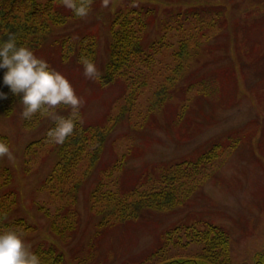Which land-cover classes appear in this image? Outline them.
<instances>
[{"label":"rangeland","instance_id":"1","mask_svg":"<svg viewBox=\"0 0 264 264\" xmlns=\"http://www.w3.org/2000/svg\"><path fill=\"white\" fill-rule=\"evenodd\" d=\"M128 5L150 10L145 40L159 43L161 50L136 106L110 129L127 105L126 84L118 80L103 87L98 78L86 76L82 63L64 60L62 42L96 35L95 63L103 74L111 20ZM35 53L71 81L82 98L84 124L108 129L97 164L78 189L76 206L68 209L78 214V230L60 238L38 210L41 204L56 210L58 200L40 186L61 161L59 151L47 144L25 157L26 146L41 140L49 123L34 122L27 129L23 106L11 116L0 108V133L9 137L12 152L4 164L14 172L19 196L15 215L35 227L25 236L31 250L52 243L66 264H190L187 259L204 264V244L192 242L186 229L214 225L230 238L231 260L220 258L217 264H264V0H108L107 5L94 0L86 17L55 27ZM237 139L234 148L203 163L192 181L198 187L184 205L145 209L134 220L99 225L90 195L100 180L122 193L141 184L151 189L148 180L162 167L196 160L213 144ZM82 164L79 178L91 166L87 159ZM177 227L179 232L164 235Z\"/></svg>","mask_w":264,"mask_h":264},{"label":"trees","instance_id":"2","mask_svg":"<svg viewBox=\"0 0 264 264\" xmlns=\"http://www.w3.org/2000/svg\"><path fill=\"white\" fill-rule=\"evenodd\" d=\"M93 4L94 0L91 8ZM149 14L150 10L144 12L142 8L128 5L120 8L111 20L108 60L105 72L99 75L98 79L103 87L110 86L118 80L124 81L128 98L126 97L127 100L125 98L127 105L122 107V115L113 117L110 129H113L112 127L122 121V116L131 113V109L136 106L135 98L141 88L147 85L149 72L156 59L155 55L161 50L159 43L154 41L148 43L145 40L146 30L150 24ZM70 18L79 17L74 10L64 5L63 0H0V42L15 33L19 44L37 51L46 42L53 29L64 25ZM72 41L66 39L62 42L65 50L64 60L74 58L82 63L81 57H88L96 62L98 57L96 35L86 34ZM182 48L184 51L179 53L180 55L185 53V47ZM4 71L6 69H0V90L6 92L7 96L0 98V108L5 115L11 116L17 107L23 106L24 109L25 106L21 96L12 93L9 86L3 84ZM55 113L65 118L72 117L76 121L73 133L69 134L63 143L55 142L53 137L49 136V131L56 127L57 120L47 113L37 112L31 119H24V126L31 129L34 122L48 121L49 128L41 140L33 141L26 146L25 157L27 160L31 155L38 154L47 144H51L59 151L61 161L54 165L50 175L40 186L41 190L48 188L50 195L58 200L56 210L52 211L45 204L39 205L38 210L50 220L52 232L60 238H65L71 237L78 230V214L68 209L70 206H76L79 193L77 191L84 185V180L91 175L92 166L97 164L100 151L106 145L105 131L108 128L85 125L79 108L73 115L71 105L63 103L56 105ZM0 140L10 147V139L7 135L0 133ZM233 142L234 144L217 142L196 160L178 161L162 167L155 180H148L152 183L148 186L151 189L142 188L144 185L141 184L129 192L122 193L120 189L108 188L104 180H100L90 195V205L100 215L99 225L109 226L114 225L115 221L134 220L140 217L145 209L162 211L184 205L192 191L198 187L192 185V181L202 172L203 163L216 159L229 147L234 148L239 140ZM5 156L6 154L0 156V230L9 227L19 228L23 230L24 236H27L35 230V227L26 217L15 215L19 208V196L13 187L14 172L4 164ZM85 159L89 160L91 166L85 168L79 178ZM73 193L76 195L74 196ZM69 194L72 199L68 197ZM179 231L180 228L177 227L164 235L170 237ZM186 231L189 232L192 242L204 244L206 253L204 264H217L220 258H225L227 263L230 262V238L223 229L213 225L206 226L202 230L187 228ZM32 251L39 254L42 264H66L65 255L52 243L39 244ZM192 262L191 259L184 261L190 264Z\"/></svg>","mask_w":264,"mask_h":264},{"label":"clouds","instance_id":"3","mask_svg":"<svg viewBox=\"0 0 264 264\" xmlns=\"http://www.w3.org/2000/svg\"><path fill=\"white\" fill-rule=\"evenodd\" d=\"M93 0H63L64 5L74 10L78 17L89 14ZM107 5L108 0H104ZM85 75L90 78L99 77L96 63L81 57ZM0 69L3 84L9 86L12 93L20 95L24 104L22 115L31 119L37 112L47 113L57 120L56 127L49 131L55 142L63 143L73 133L76 121L72 117L65 118L55 113V106L61 103L71 105L73 115L78 111L82 98L77 95L71 81L61 71L49 66V62L38 56L30 47L19 44L15 33L0 42ZM7 93L0 90V98ZM12 152L7 143L0 140V156ZM0 264H42L39 254L31 250L22 229L9 227L0 230Z\"/></svg>","mask_w":264,"mask_h":264}]
</instances>
